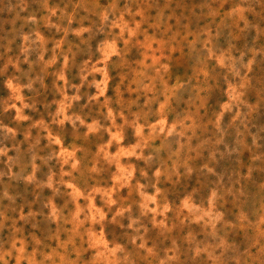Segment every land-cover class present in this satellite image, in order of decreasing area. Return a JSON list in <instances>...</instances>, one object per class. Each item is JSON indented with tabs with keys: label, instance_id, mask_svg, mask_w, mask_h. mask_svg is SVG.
<instances>
[{
	"label": "rangeland",
	"instance_id": "obj_1",
	"mask_svg": "<svg viewBox=\"0 0 264 264\" xmlns=\"http://www.w3.org/2000/svg\"><path fill=\"white\" fill-rule=\"evenodd\" d=\"M0 264H264V0H0Z\"/></svg>",
	"mask_w": 264,
	"mask_h": 264
}]
</instances>
